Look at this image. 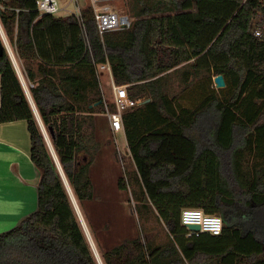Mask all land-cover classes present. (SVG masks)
I'll return each mask as SVG.
<instances>
[{
	"label": "trees",
	"instance_id": "16d2710c",
	"mask_svg": "<svg viewBox=\"0 0 264 264\" xmlns=\"http://www.w3.org/2000/svg\"><path fill=\"white\" fill-rule=\"evenodd\" d=\"M136 2L125 4L132 27L101 38L91 9L83 29L73 15H41L37 0H0L1 26L102 262L264 264V239L242 221L264 228V31L253 35L264 0ZM102 64L132 99L149 100L122 112L131 171L117 189L137 218L134 232L107 247L88 210L108 128ZM218 75L224 90L198 82ZM0 76V125L28 123L41 174L37 210L0 234V264H99L6 50ZM108 109L117 112L115 103ZM188 208L222 217V234L188 237ZM149 216L165 226V241L147 228Z\"/></svg>",
	"mask_w": 264,
	"mask_h": 264
},
{
	"label": "rangeland",
	"instance_id": "374dc122",
	"mask_svg": "<svg viewBox=\"0 0 264 264\" xmlns=\"http://www.w3.org/2000/svg\"><path fill=\"white\" fill-rule=\"evenodd\" d=\"M69 1L70 0H59L63 8L69 3ZM131 2H136V0H131ZM126 5L129 4L127 3ZM125 7L126 6H121V9L127 13ZM66 8V10L60 11L58 16H67L68 11H72L74 6L70 5ZM130 14L132 15V18H135L133 13ZM214 78L206 79L205 83L202 80H199L198 82L211 90L212 83L215 86ZM102 82L108 103H115L113 91L111 85L108 84L106 74H104ZM180 82V77L174 79V91L181 90ZM144 99V97L141 98L139 102H145ZM100 139L101 142H104L105 146L101 149L92 167L91 174L96 186L97 198L94 202L88 203V210L92 216L93 223L100 232V238L103 245L107 247L129 235L130 232H134V218H137V213L134 208H131L129 203H127L126 195L117 189V179L119 176L125 175L126 172L129 173L131 171V160L126 156L124 150L123 135L122 133L113 135L110 131H102ZM106 139H110L112 143L108 145L107 142H105ZM133 189H135L134 185ZM139 205L141 207L140 202ZM32 211L28 212V214H24V218L30 215ZM106 224H109L110 227L106 228ZM146 224L147 228L154 230L157 233L159 237L158 241L163 242L166 240L167 231L165 230V226L156 218V216H149V222Z\"/></svg>",
	"mask_w": 264,
	"mask_h": 264
},
{
	"label": "crops",
	"instance_id": "0c3cea01",
	"mask_svg": "<svg viewBox=\"0 0 264 264\" xmlns=\"http://www.w3.org/2000/svg\"><path fill=\"white\" fill-rule=\"evenodd\" d=\"M99 74L104 100H107L105 90H103L102 78L104 74H106L108 84L111 85L113 91L112 81L114 82V80L112 73L109 71H100ZM139 100L140 99L135 100V105L133 107L149 102V100H145V102H139ZM1 104L0 76V107ZM103 116L107 119L106 122L108 125V128L103 131H110L112 133L108 118L105 114ZM119 133L123 135L124 150L126 156L130 158V149L124 130ZM104 146L105 145H103V147ZM40 177V171L31 159V138L28 130V123L26 121H15L1 124L0 234L17 226L23 220L24 214H28V212L32 210V213H34L37 210ZM32 213H30V215ZM242 221L246 230H252L258 239H264V228L260 227L258 221H250L247 217H242Z\"/></svg>",
	"mask_w": 264,
	"mask_h": 264
},
{
	"label": "built area",
	"instance_id": "2783aa9c",
	"mask_svg": "<svg viewBox=\"0 0 264 264\" xmlns=\"http://www.w3.org/2000/svg\"><path fill=\"white\" fill-rule=\"evenodd\" d=\"M129 0H70L68 4L61 6L59 0H37V11L41 15H56L59 12L66 10L67 6L73 5L74 9L68 11L67 15H73L77 18L84 29V11L91 9L93 12V18L95 20L97 30L101 38L105 34L130 29L133 25V18L125 13L121 9V6ZM253 35L260 37L264 31V23L262 17H257ZM86 41H88V35L86 34ZM100 71H109L111 68L109 64H102L99 66ZM115 103L117 106V112H110L108 109V101L104 100L106 105L105 116L108 118L110 129L114 135L124 130L122 121V112L135 105V100L132 99L127 86H119L112 81ZM181 222L183 226L199 225L200 231H190L187 234L188 237L199 236L202 233H209L213 236H220L224 229L223 218L217 215H208L200 209H184L181 215Z\"/></svg>",
	"mask_w": 264,
	"mask_h": 264
},
{
	"label": "water",
	"instance_id": "95a60500",
	"mask_svg": "<svg viewBox=\"0 0 264 264\" xmlns=\"http://www.w3.org/2000/svg\"><path fill=\"white\" fill-rule=\"evenodd\" d=\"M5 50L8 52L9 56L11 57V59L13 61V64H14V66H15L18 74H19V77L21 78V80L23 82V85L25 87V91L27 93V96H28V98H29V100H30V102H31V104L33 106V109H34L35 115L37 117V120L39 122V125H40V127L42 129V132L44 133V136L46 138V141H47V143L49 145V148L51 150V153H52V155H53V157L55 159V162L57 164V167L59 169V172H60L61 176L63 177V180L65 182V185H66V187L68 189V192L70 194V197L72 199L73 205L75 207V210H76V212L78 214V217L80 219V222H81V224L83 226V229H84V231L86 233V236H87V238H88V240L90 242V245H91V247L93 249V252H94V254L96 256V259H97V261H98L99 264H103L102 259L100 257V254H99V252H98V250L96 248V245L94 244V242H93V240H92V238L90 236V233H89L88 229H85V227L83 225V218H82V214H81L80 207H79V205L77 203V200H76V198L74 196V193H73V191H72V189H71V187L69 185V182H68V180H67V178L65 176V173H64V171L62 169V166L60 164V161H59V159H58V157L56 155V152H55V150L53 148V145L51 143V140L49 138V135L47 133V130H46L45 126L42 123V120L40 118V115H39V113H38V111L36 109V106H35L34 102H33L32 96H31V94H30V92H29V90L27 88V85H26V83L24 81L23 75H22V73H21V71L19 69V65L17 63L16 57L14 55V52H13V50H12L10 44H9V41H8V39L6 37V34H5V32H4V30H3L2 26H1V23H0V57L4 54V51ZM214 83H215V86H216L217 89H224V88H226V81H225V78H224L223 75L216 76L214 78ZM100 103L101 102L95 104V106H98ZM188 229L190 231L196 232V231H200V226L199 225H189L188 226Z\"/></svg>",
	"mask_w": 264,
	"mask_h": 264
},
{
	"label": "bare ground",
	"instance_id": "6f19581e",
	"mask_svg": "<svg viewBox=\"0 0 264 264\" xmlns=\"http://www.w3.org/2000/svg\"><path fill=\"white\" fill-rule=\"evenodd\" d=\"M81 214H82V212H81ZM82 218H83V225H84L85 229H88V231H89V233H90V236H91V238H92V240H93V237H92L91 232H90V230H89V228H88V226H87V223H86V221H85V219H84L83 214H82ZM93 242H94V240H93ZM94 244H95V242H94Z\"/></svg>",
	"mask_w": 264,
	"mask_h": 264
}]
</instances>
